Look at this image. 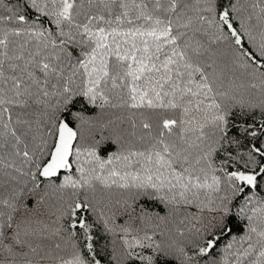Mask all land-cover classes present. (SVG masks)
I'll list each match as a JSON object with an SVG mask.
<instances>
[{
	"label": "snow or ice",
	"instance_id": "6c2138e0",
	"mask_svg": "<svg viewBox=\"0 0 264 264\" xmlns=\"http://www.w3.org/2000/svg\"><path fill=\"white\" fill-rule=\"evenodd\" d=\"M0 264H264V0H0Z\"/></svg>",
	"mask_w": 264,
	"mask_h": 264
}]
</instances>
